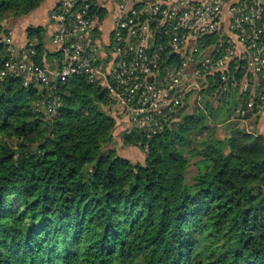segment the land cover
Wrapping results in <instances>:
<instances>
[{"label":"trees","instance_id":"1","mask_svg":"<svg viewBox=\"0 0 264 264\" xmlns=\"http://www.w3.org/2000/svg\"><path fill=\"white\" fill-rule=\"evenodd\" d=\"M46 1L0 0V36ZM26 34L54 66L47 27ZM251 94L213 80L151 139L128 127L134 163L104 151L117 120L100 86L0 76V264H264V131L246 126L264 112H238Z\"/></svg>","mask_w":264,"mask_h":264},{"label":"built area","instance_id":"2","mask_svg":"<svg viewBox=\"0 0 264 264\" xmlns=\"http://www.w3.org/2000/svg\"><path fill=\"white\" fill-rule=\"evenodd\" d=\"M51 20L55 65L37 64L32 43L16 46L10 30L2 79L50 89L86 78L147 139L213 80L252 93L242 115L264 112V0H60Z\"/></svg>","mask_w":264,"mask_h":264},{"label":"rangeland","instance_id":"3","mask_svg":"<svg viewBox=\"0 0 264 264\" xmlns=\"http://www.w3.org/2000/svg\"><path fill=\"white\" fill-rule=\"evenodd\" d=\"M54 9H55V7L49 12V15L45 14L44 16H42V18L40 17V19H41L40 22L36 21V20L31 21L28 16L21 18V19H18V20H15V21H11L8 24V28L14 32L13 40L15 42V45L18 47H21V46L24 47L25 46V44L27 43L26 30H27L28 26H32V25L33 26H43V24H45L44 26L47 27V34L45 37V41H46V44L49 45L50 41L53 40V38L50 36V34H51V31H53V22L51 20V16H52ZM105 24H106L105 28L109 29L111 26V19L108 18ZM50 65H53V64L50 63ZM37 87H39V86H37ZM112 106H113V103H112ZM192 109H193V106H192V108L188 109V111H192ZM113 117L117 120V127H116V131H115V135H114V140L112 143H110L104 147V151H107L109 149H117L118 153L121 156L130 159L132 162L143 163L145 161V155L143 154V151L140 149V147L124 145V139H123L124 132L128 127H132V126H129V124L125 123L128 121V119H125V118L120 119L119 117H117V115L115 113H113ZM251 120H253V119H250L248 121L251 122ZM253 122H255V120H253L252 123ZM263 122H264V120H263ZM130 125H133V124H130ZM263 125H264V123H263ZM262 127L264 130V126H262ZM218 128H219L218 135L220 137H223L225 135L224 124L219 125ZM257 130L259 132L262 131V129H260L258 127H257ZM195 170H196V167L194 165H192L191 171L193 172Z\"/></svg>","mask_w":264,"mask_h":264},{"label":"crops","instance_id":"4","mask_svg":"<svg viewBox=\"0 0 264 264\" xmlns=\"http://www.w3.org/2000/svg\"><path fill=\"white\" fill-rule=\"evenodd\" d=\"M60 0H47L46 2H44L42 4V6L40 8H38L36 11H34L32 14L28 15L29 19L31 21H41L40 17L42 18V16H44L45 14H48L49 15V12L57 5V3L59 2ZM29 20V21H30ZM45 24H43L44 26ZM46 27V26H45ZM253 120H255V122L252 123L253 120H251V122L247 121V128H249L248 130L249 131H254V128H255V125H256V128H260L262 129L261 132H263V120H264V115H260V117L258 116H254L252 117ZM246 125V124H245Z\"/></svg>","mask_w":264,"mask_h":264}]
</instances>
